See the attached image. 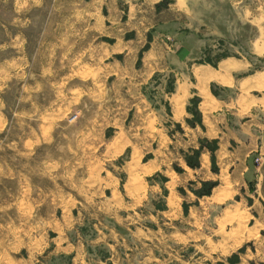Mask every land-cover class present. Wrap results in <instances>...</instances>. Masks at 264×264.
I'll return each mask as SVG.
<instances>
[{"label": "rangeland", "instance_id": "obj_1", "mask_svg": "<svg viewBox=\"0 0 264 264\" xmlns=\"http://www.w3.org/2000/svg\"><path fill=\"white\" fill-rule=\"evenodd\" d=\"M175 2L0 0V264H69L64 238L90 258L111 239L122 264H264V231L210 198L218 144L190 131L199 97L168 115L166 33L195 22L208 38L216 21L214 0L194 18ZM206 48L196 62L214 64Z\"/></svg>", "mask_w": 264, "mask_h": 264}, {"label": "crops", "instance_id": "obj_2", "mask_svg": "<svg viewBox=\"0 0 264 264\" xmlns=\"http://www.w3.org/2000/svg\"><path fill=\"white\" fill-rule=\"evenodd\" d=\"M203 1L176 0L173 9L178 15L190 10L194 18ZM220 1L214 0L211 6V16L216 19L213 27V20L208 23L210 31L214 28L212 36L206 38L195 22L189 31L178 28L166 33V70L176 75L175 85L168 91L172 104L168 115L184 121L190 115L188 102L193 96L199 97L198 110L204 127L197 125L190 131L218 144L215 152L220 169L215 179L220 183L210 198L225 196V202L233 200L230 209L232 213L239 209L248 218V231H264V66H258L264 60V0ZM222 13L225 17L219 20ZM248 28L252 30L250 37L244 33ZM227 31L234 40L227 39ZM207 40L210 50L222 53L214 64L196 62L206 54ZM213 86L223 96L214 94ZM208 152L204 149L200 156L201 168L206 171L211 165ZM257 157L261 158L259 163ZM228 210L229 205L226 213ZM93 246L101 257L90 258L83 240L64 238L56 248L55 259L63 255L69 257V264H122L115 258L117 242L101 239ZM108 246L113 251L109 249L106 256ZM53 258L50 256L49 262Z\"/></svg>", "mask_w": 264, "mask_h": 264}, {"label": "trees", "instance_id": "obj_3", "mask_svg": "<svg viewBox=\"0 0 264 264\" xmlns=\"http://www.w3.org/2000/svg\"><path fill=\"white\" fill-rule=\"evenodd\" d=\"M214 88V86L212 87V89ZM214 94L219 95V93L217 91H215V89L213 90ZM191 163V162H188Z\"/></svg>", "mask_w": 264, "mask_h": 264}]
</instances>
